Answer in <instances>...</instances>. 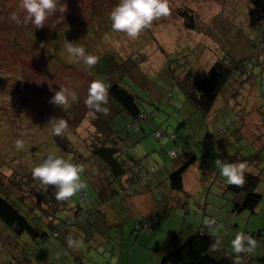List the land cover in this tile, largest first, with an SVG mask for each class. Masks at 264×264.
<instances>
[{
    "label": "rangeland",
    "instance_id": "rangeland-1",
    "mask_svg": "<svg viewBox=\"0 0 264 264\" xmlns=\"http://www.w3.org/2000/svg\"><path fill=\"white\" fill-rule=\"evenodd\" d=\"M60 2L66 11L55 12L45 26L35 28L24 20L22 0H0V190L10 184L11 195L19 198L25 193L18 190L25 178L41 183L32 175V169L35 158L43 159L47 148V153L55 151L83 165L87 145L102 137L93 121L106 114L90 108L85 100L89 83L108 71L110 65L103 62L107 53L131 68L127 76L119 73L113 79L122 81L129 92L139 96L143 100L141 108L148 114L143 131L134 140L127 138L124 146L131 149L141 168L149 171L157 166L158 172L148 179L150 191L143 194L145 200L135 199L131 205L126 196H119L106 204L104 218L94 215L91 225L69 227L58 238L52 237L47 225L39 228V233L45 234L43 238H32L15 233L0 221V264L13 260L21 264H160L163 244L171 246L184 231L185 236L190 235L189 226L185 230L188 223L198 224L197 228L208 225L207 231L230 248L238 232L255 235V246L248 253L252 257L264 255V150L261 160L246 166L248 171L260 173L256 191L262 199L254 213L245 210L230 215L231 199L223 192L225 178L215 163L217 159L230 162L237 151L240 155L253 154L250 137L239 138L236 124L245 117L249 130L258 120L261 105L260 113H264V21L257 19L251 2L169 0L170 14L155 18L135 38L111 27L109 13L119 0ZM181 13L191 16L193 28L185 26L187 18ZM67 28L69 31H65ZM68 32L76 36L77 47L79 44L87 54L98 57L95 65L89 67L83 59L69 56ZM222 59H245L247 71L233 74L231 83L205 117L185 103L177 82L184 83L187 74L195 76L194 80L201 78ZM59 88L74 90L77 101L62 107L51 103ZM106 107L111 114L118 110L109 100ZM52 118L66 122L63 133L51 132L48 123ZM224 127L227 132L217 134ZM156 130L163 133L159 139L154 136ZM171 134L176 135V144L168 141ZM37 146H43V151L36 149L34 158L28 152ZM171 151L178 158L171 160ZM206 153L209 156L201 170L200 159ZM189 161L192 163L184 177V191L172 192L169 174ZM84 174L81 179L85 184ZM53 188L42 186L45 193ZM139 190L130 189L129 194ZM83 193L87 195L85 202L79 200ZM93 195L85 185L63 204L78 205L85 211L98 205L99 198ZM26 203L19 205L22 211L30 212L33 205ZM149 214L160 217L154 230L134 231L140 217ZM70 238L82 240V246L69 247Z\"/></svg>",
    "mask_w": 264,
    "mask_h": 264
},
{
    "label": "trees",
    "instance_id": "trees-1",
    "mask_svg": "<svg viewBox=\"0 0 264 264\" xmlns=\"http://www.w3.org/2000/svg\"><path fill=\"white\" fill-rule=\"evenodd\" d=\"M249 1L255 10L257 19L264 21V0ZM180 15L186 17L187 14L181 13ZM186 18L185 26L193 28L191 16ZM65 31H69L68 28ZM66 35H68L66 37L70 42L76 43L78 41L72 33L69 34L68 32ZM78 46L81 47L79 44ZM105 56L103 62L105 65L110 66L107 72L99 74L98 79H103L109 85V101L118 110L115 114H111L108 111L105 117L102 116L103 118L99 117L93 121L99 127L98 129H100L99 132L102 134V137L98 141L87 145L84 150L87 157H82L84 162L83 165L82 163L80 164L84 168L85 174L83 178L85 185L91 188L94 193L93 197L98 196V205L93 208L89 207L83 211L78 205L73 207L64 206V201L61 200H59L60 203L58 204L54 188L45 193L42 189V183H35L31 181V178H25L22 181L23 186L18 188V190H25V193L19 198L11 195L13 188L10 184L5 190H0V221L15 233H26L32 238H38L39 236L43 238L45 234H40L39 228L40 225H47L51 229L52 237L58 238L69 227L78 226L81 223L91 225L95 222L93 220L94 215H100L104 218L106 204L111 203V201L119 196H126L132 205L135 199L140 200V196L145 198L143 194L150 191L146 184L148 179L158 172L157 166H153L149 171L148 169L144 170V168L140 167L139 160L131 155V149L128 146H124L127 138L134 140L136 134L143 131L142 125L148 114L141 108L140 100H143L139 96L129 92V89L122 85V81H115L113 79L114 75L117 74L118 77L119 73L122 76H127L126 74L129 73L131 68L129 69V67L125 66V63H118L117 58L114 55H110V53H107ZM245 61V59L218 60L212 64L205 75L196 80H194L195 76H190L191 74L184 75V83L177 82V84L180 91L184 94L185 103L189 104L195 112H199L206 117L211 112L218 98L225 91V87L231 83L233 74H245V71H247V69H244ZM170 99L168 98L167 103H170ZM262 109L263 105L260 106L259 111H263ZM260 112H257L259 114L258 120L254 123L253 128L248 130V125L244 123L246 121L245 117L242 120L240 118V122L236 124V132H238L239 138L247 139L250 137L249 143L252 146L253 154L240 155L237 151L235 156L230 157V162H243L246 166H252L261 160V152L264 150V113ZM226 123L230 125L229 120ZM226 132L227 127L217 130V134H225ZM162 135L163 133L159 130L154 132V136L157 139ZM210 137L213 139V136ZM168 141L176 144L178 139L175 134H171L168 137ZM43 146L31 148L28 153L32 157L34 155L35 158V150L43 151L41 149ZM46 150L48 152L50 149L47 148ZM43 152L44 157H46L48 153L46 151ZM169 156L171 160L178 158L175 151H171ZM208 156L206 153L200 159L201 164L199 167L201 170L204 169L205 159ZM41 160V158L38 160L35 158V165L41 162ZM190 162L184 163L169 174V189L172 192L184 191V177ZM260 181V173L248 171L246 168L245 183L242 186H225L224 184L223 192L229 194L232 204L230 215L245 210L254 213L262 199L261 195L256 191ZM0 184H2L1 181ZM136 187H140V190L129 194V190ZM3 192L5 195H3ZM25 196L28 198H25ZM86 197L87 195L83 193L79 196V200L85 202L87 200ZM159 197L160 194L158 195ZM19 203H31L33 206H28L30 212L25 209L22 211ZM167 205L169 204L167 203ZM42 218L46 220L45 223ZM140 218L139 222L134 226V231L138 232L140 229L147 231L154 230V223L160 220V217L155 214H149ZM197 225L186 224L185 230L189 226L188 233L190 235L185 236L184 231L174 239L171 246L163 244V247H166V249L162 247L164 253L160 264H235L236 254L233 253L232 249L227 244L222 243L212 232L207 231L208 225L200 224L198 228ZM182 235L183 237H181ZM251 237L253 239L256 238L255 235ZM239 257V264H264V255L252 257L246 252L239 254ZM10 264H21V262L13 260Z\"/></svg>",
    "mask_w": 264,
    "mask_h": 264
},
{
    "label": "clouds",
    "instance_id": "clouds-1",
    "mask_svg": "<svg viewBox=\"0 0 264 264\" xmlns=\"http://www.w3.org/2000/svg\"><path fill=\"white\" fill-rule=\"evenodd\" d=\"M60 5V0H22V7L26 12L24 20L31 22L35 28H41L55 12L66 11V6L60 7ZM170 11L169 0H119V3L110 11L109 19L114 31L123 32L135 38L155 18L166 17ZM66 50L70 57L76 60L83 59L89 67L97 63V56L87 54L83 47H77L73 42L66 41ZM77 99L78 96L74 90L59 88L50 102L62 107L76 102ZM108 100L109 85L103 79L92 80L89 83L85 103L95 111L107 114ZM48 124L54 135L63 133L67 128L66 122L61 118H52ZM215 163L219 167L220 174L225 178V186H242L245 183V163L226 162L221 159H217ZM83 171L84 168L81 165L52 151L33 167L32 175L45 187L55 186L56 199L68 201L85 188L81 179ZM67 243L69 247L80 248L83 241L70 238ZM255 243V240L244 231L235 234L231 240L232 251L236 254L235 264H239V254L251 252Z\"/></svg>",
    "mask_w": 264,
    "mask_h": 264
},
{
    "label": "crops",
    "instance_id": "crops-1",
    "mask_svg": "<svg viewBox=\"0 0 264 264\" xmlns=\"http://www.w3.org/2000/svg\"><path fill=\"white\" fill-rule=\"evenodd\" d=\"M139 198H140V200H145V199H146V198H144V197H141V196H140Z\"/></svg>",
    "mask_w": 264,
    "mask_h": 264
}]
</instances>
